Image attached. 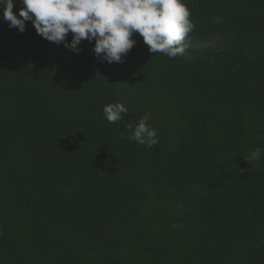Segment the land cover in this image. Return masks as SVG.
I'll use <instances>...</instances> for the list:
<instances>
[{
  "label": "trees",
  "instance_id": "1",
  "mask_svg": "<svg viewBox=\"0 0 264 264\" xmlns=\"http://www.w3.org/2000/svg\"><path fill=\"white\" fill-rule=\"evenodd\" d=\"M184 3L173 59L0 18V264H264V0ZM149 112L152 148L127 139Z\"/></svg>",
  "mask_w": 264,
  "mask_h": 264
},
{
  "label": "clouds",
  "instance_id": "2",
  "mask_svg": "<svg viewBox=\"0 0 264 264\" xmlns=\"http://www.w3.org/2000/svg\"><path fill=\"white\" fill-rule=\"evenodd\" d=\"M0 0V18L9 28L23 33L31 21L37 34L57 45L61 43L77 54L82 41L95 42L93 52L101 63H123L133 48L138 33L150 53L168 58L183 56L185 38L194 29L191 12L184 0ZM72 34L70 42L67 41ZM104 118L112 124L121 121L129 109L124 102L103 106ZM151 113L138 122H129L127 139L152 148L158 143V132L149 123ZM124 139V135H121ZM261 148L252 150L244 159L249 163L261 159ZM242 174L244 169L241 170ZM175 227V225H173Z\"/></svg>",
  "mask_w": 264,
  "mask_h": 264
}]
</instances>
